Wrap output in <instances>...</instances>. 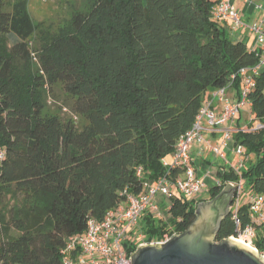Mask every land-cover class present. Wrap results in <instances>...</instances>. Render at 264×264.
<instances>
[{"label":"trees","instance_id":"trees-1","mask_svg":"<svg viewBox=\"0 0 264 264\" xmlns=\"http://www.w3.org/2000/svg\"><path fill=\"white\" fill-rule=\"evenodd\" d=\"M221 1L88 0L54 29L34 21L30 0H0V264H63L91 217L127 207L144 181L182 174L163 160L214 92L240 99L242 69L255 85L247 128L243 109L230 143L245 148L240 171L213 172L221 183L209 198H161L165 217L147 212L139 230L147 241L183 234L230 182L243 184L240 216L251 223L248 196L264 195V67L251 72L258 51L216 14ZM235 231L230 213L217 241ZM132 238L126 250L142 241ZM252 245L264 256V224Z\"/></svg>","mask_w":264,"mask_h":264},{"label":"built area","instance_id":"built-area-1","mask_svg":"<svg viewBox=\"0 0 264 264\" xmlns=\"http://www.w3.org/2000/svg\"><path fill=\"white\" fill-rule=\"evenodd\" d=\"M216 14L229 20L234 32L246 29L255 35V46L252 49L258 51L257 55L260 60L251 72L255 75L259 74L260 69L264 67V17L253 24L246 23L242 12L235 7L231 0H222ZM241 74L245 77L246 84L241 89L240 99L231 98L225 89L214 92L206 100L193 128L180 139L175 154L170 160H163L164 166L168 170L178 168L182 170V174L173 179L171 174L166 173L157 180L144 181V192L137 196H129L127 207L110 210L102 220L91 217L88 228L83 234L69 238L62 251L63 264H133L132 256L141 246L165 245L175 236L180 235L179 233L166 232L158 239L147 241L139 227L142 217L147 212L156 218L165 217L162 210L164 203L162 204L161 198L182 195L189 200H197L202 195L207 177L212 178L220 185L221 182L216 174L212 172H208L205 176L198 174L191 154L194 143L202 144L200 153L209 150L223 161L224 167L231 168L236 173L240 171L244 164L245 148L242 145L235 146L233 151L242 158L238 163L230 161L227 152L233 141V133L237 131V126H232L230 123L235 121L237 115L248 104V95L255 85L253 77L248 74L247 69H242ZM261 127V125H257V128ZM246 128V126L243 127V129ZM217 129L222 131L224 140L222 144L213 145V141L205 137V131ZM138 175L142 176V168H139ZM230 183L237 186L235 188L237 198L231 206L236 231L235 235L230 238L253 247L252 241L256 237V226L264 224V195L248 196L251 223L243 226L240 209L243 205L241 192L244 187L242 183H239V186L233 182ZM171 205L168 204L169 207ZM134 232H137V238L142 241L136 250H126L125 243L133 240L132 233Z\"/></svg>","mask_w":264,"mask_h":264},{"label":"water","instance_id":"water-1","mask_svg":"<svg viewBox=\"0 0 264 264\" xmlns=\"http://www.w3.org/2000/svg\"><path fill=\"white\" fill-rule=\"evenodd\" d=\"M236 187L229 183L215 198L199 203L187 231L167 244L141 246L132 256L133 264H264L258 250L240 241H217L222 223L231 213Z\"/></svg>","mask_w":264,"mask_h":264},{"label":"crops","instance_id":"crops-1","mask_svg":"<svg viewBox=\"0 0 264 264\" xmlns=\"http://www.w3.org/2000/svg\"><path fill=\"white\" fill-rule=\"evenodd\" d=\"M231 1L235 5V7L239 11L242 12L243 18L248 24H253L257 22L258 20H260L261 17L264 16V0H231ZM234 36L238 39H241L242 41L245 40L244 42H246L249 48L251 49L255 46V40H256L255 35L246 31V29L244 30L242 29L240 31L234 32ZM227 93L231 98L235 100L238 99V93L234 89L227 90ZM250 113H251L250 107H249V111H247L245 108L244 113L239 116L241 126L245 125L246 123L245 119L248 118V115H250ZM237 121L238 120L235 119V121L231 122L230 124L232 126H237ZM221 134L223 135L222 131L218 129L205 131V137L207 139H211L212 141L213 139L215 141L219 140L221 138ZM201 147H202V144L196 142L193 144L192 149H191V154L193 157V164L198 174L200 176H205L207 175L208 172L213 173L217 171L218 169H222L223 164H224L223 161L219 157H217L214 153L210 152L209 150H204L202 153H200ZM232 152H234L233 147L230 145L227 154H228L230 161H232L233 163H236L238 160V157L235 156ZM200 197L206 198V197H203L202 195Z\"/></svg>","mask_w":264,"mask_h":264},{"label":"rangeland","instance_id":"rangeland-1","mask_svg":"<svg viewBox=\"0 0 264 264\" xmlns=\"http://www.w3.org/2000/svg\"><path fill=\"white\" fill-rule=\"evenodd\" d=\"M87 9L88 0H30L29 4V11L34 21L37 23L44 22L45 26L54 29L63 26L77 11H85ZM263 17H261L260 19H262ZM246 110L249 111V107H246ZM223 140L224 135L221 134V138L217 141L213 139L212 144H222ZM232 153L237 156L235 152ZM205 182L206 183L202 191V196L209 198L211 188L214 186L215 182L210 177H207ZM168 203L169 201H167V205Z\"/></svg>","mask_w":264,"mask_h":264},{"label":"bare ground","instance_id":"bare-ground-1","mask_svg":"<svg viewBox=\"0 0 264 264\" xmlns=\"http://www.w3.org/2000/svg\"><path fill=\"white\" fill-rule=\"evenodd\" d=\"M248 247H251L250 245H247ZM252 249H254L255 250V248H253V247H251Z\"/></svg>","mask_w":264,"mask_h":264}]
</instances>
